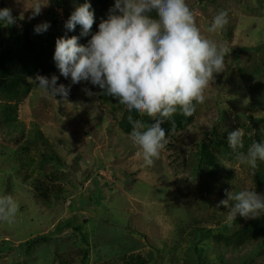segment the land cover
<instances>
[{
    "label": "rangeland",
    "instance_id": "rangeland-1",
    "mask_svg": "<svg viewBox=\"0 0 264 264\" xmlns=\"http://www.w3.org/2000/svg\"><path fill=\"white\" fill-rule=\"evenodd\" d=\"M84 2L49 0L32 18L34 0H0L16 18L0 25V194L20 205L13 223L0 222V264H264L260 240L230 248L191 235L230 234L249 220L227 226L228 209L217 207L226 191L264 195V162L253 174L227 142L236 129L244 133L237 151L264 142V0H186L202 36L225 49L226 70L192 116L178 111L162 124L167 144L150 166L127 126L129 116L153 118L89 82L72 85L55 66L56 39L80 35L65 23ZM89 2L95 22L85 45L115 0ZM220 10L228 24L209 32ZM45 21L50 28L35 33ZM37 74L71 85L67 99L45 96ZM178 119L185 127L170 125Z\"/></svg>",
    "mask_w": 264,
    "mask_h": 264
},
{
    "label": "clouds",
    "instance_id": "clouds-1",
    "mask_svg": "<svg viewBox=\"0 0 264 264\" xmlns=\"http://www.w3.org/2000/svg\"><path fill=\"white\" fill-rule=\"evenodd\" d=\"M49 0H34L32 18L41 14ZM95 11L89 0L78 5L65 23L67 31L80 26V35L56 39L53 60L59 73L71 79V84L89 82L108 96L126 105L129 112L153 118L145 124L129 116L133 131L130 140L137 145L145 164L167 144L162 124L178 111L190 117L198 104L205 102V90L216 74L226 70V52L222 45L202 36L193 11L186 0H115L107 18L102 19L98 31L87 44L80 38L91 33ZM16 24L10 7L0 8V25ZM228 24V13L220 10L213 18L209 32L222 30ZM50 22L34 26L42 34ZM59 77L37 74L32 80L45 96L67 99L70 87L58 85ZM92 95L90 89H85ZM244 133L240 129L229 132L228 146L236 152L241 165L249 166L253 174L258 162H264V142H255L246 152ZM226 199L217 207L228 209L226 224L232 227L237 217L257 219L264 214V195L255 190L226 191ZM20 205L11 194H0V222H14Z\"/></svg>",
    "mask_w": 264,
    "mask_h": 264
},
{
    "label": "trees",
    "instance_id": "trees-1",
    "mask_svg": "<svg viewBox=\"0 0 264 264\" xmlns=\"http://www.w3.org/2000/svg\"><path fill=\"white\" fill-rule=\"evenodd\" d=\"M30 30L27 28L25 37H30ZM31 45L32 40H31ZM4 59V57H2ZM1 66L2 62H1ZM2 67H0L2 71ZM7 85L6 86H14L15 80L14 79H9L6 80ZM2 88V80H0V89ZM175 123L176 128H183L185 127L187 121L184 119L181 121L180 119L176 120L175 122H171V124ZM128 131L129 128H132L131 125L127 126ZM191 235H202L203 237L206 236V239L209 241L210 236L212 239L216 240L218 243H224L227 247H241L245 243H248L252 240H260L264 243V214H262L260 217L257 219H249L246 221L243 227L239 228L238 230L231 232L230 234L228 233H219L217 235H208L207 231L205 229L202 230V233H197L194 234L191 231Z\"/></svg>",
    "mask_w": 264,
    "mask_h": 264
}]
</instances>
